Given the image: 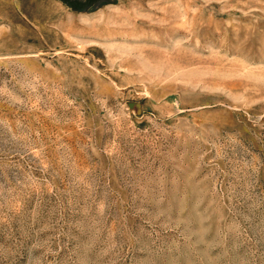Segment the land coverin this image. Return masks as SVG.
Listing matches in <instances>:
<instances>
[{"label":"rangeland","instance_id":"obj_1","mask_svg":"<svg viewBox=\"0 0 264 264\" xmlns=\"http://www.w3.org/2000/svg\"><path fill=\"white\" fill-rule=\"evenodd\" d=\"M0 264H264V0H0Z\"/></svg>","mask_w":264,"mask_h":264}]
</instances>
